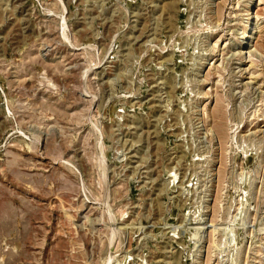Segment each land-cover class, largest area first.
Instances as JSON below:
<instances>
[{"label": "rangeland", "instance_id": "rangeland-1", "mask_svg": "<svg viewBox=\"0 0 264 264\" xmlns=\"http://www.w3.org/2000/svg\"><path fill=\"white\" fill-rule=\"evenodd\" d=\"M0 264H264V0H0Z\"/></svg>", "mask_w": 264, "mask_h": 264}]
</instances>
